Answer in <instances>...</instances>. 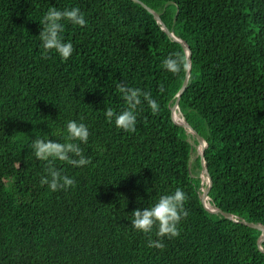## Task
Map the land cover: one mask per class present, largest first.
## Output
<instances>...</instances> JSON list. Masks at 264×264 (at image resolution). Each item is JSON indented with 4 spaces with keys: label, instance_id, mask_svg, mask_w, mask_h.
Returning a JSON list of instances; mask_svg holds the SVG:
<instances>
[{
    "label": "trees",
    "instance_id": "trees-1",
    "mask_svg": "<svg viewBox=\"0 0 264 264\" xmlns=\"http://www.w3.org/2000/svg\"><path fill=\"white\" fill-rule=\"evenodd\" d=\"M140 1L190 46V69L163 67L188 53ZM50 7L87 20L62 21L67 61L42 47ZM188 74L180 112L207 142L209 203L232 219L206 209L199 140L172 117ZM123 81L159 104L142 106L134 133L105 117L125 107ZM81 118L91 163L55 161L76 185L51 191L33 139L64 142ZM178 187L180 235L150 248L156 228L134 229L131 213ZM242 220L264 225V0H0V264H264L263 231Z\"/></svg>",
    "mask_w": 264,
    "mask_h": 264
},
{
    "label": "clouds",
    "instance_id": "clouds-1",
    "mask_svg": "<svg viewBox=\"0 0 264 264\" xmlns=\"http://www.w3.org/2000/svg\"><path fill=\"white\" fill-rule=\"evenodd\" d=\"M68 21L73 25L85 27L87 20L85 14L79 7L65 8L59 10L56 7H50L44 15L42 21L43 26L39 37L42 41L44 53L55 50L59 56L67 61L73 53V44L65 42L62 36L64 32V23ZM163 67L173 74L180 72L182 69L187 70L189 67L187 56L175 53L164 59ZM117 88L125 102V107L120 111L112 108L105 109V117L109 123L115 124L126 132L134 133L136 131V123L138 113L142 106L146 103L153 114L159 112L158 101L155 100L149 91H143L139 87H130L124 81L117 85ZM160 91H164L161 85ZM67 136L64 142L53 141L49 138L44 139L35 137L31 144L34 150V156L38 160L47 162L45 175L40 178L41 185H47L51 191L67 190L75 187L74 178L63 173L61 169L55 166V161L66 162L73 167H82L91 163V158L84 155L81 143H87L90 132L88 126L81 121L69 120L66 125ZM187 194L181 189L176 188L174 192L163 194L158 201L150 207L135 209L132 214L131 226L144 233L149 234L156 228V237L153 240L149 237L147 246L163 250L165 237L172 239L180 235V222L185 219L189 213L185 208Z\"/></svg>",
    "mask_w": 264,
    "mask_h": 264
},
{
    "label": "water",
    "instance_id": "water-1",
    "mask_svg": "<svg viewBox=\"0 0 264 264\" xmlns=\"http://www.w3.org/2000/svg\"><path fill=\"white\" fill-rule=\"evenodd\" d=\"M140 2L144 5L145 8H147L150 12H152V13L155 15V17L157 18V20L162 24L164 30H165L170 36H172L174 39L180 41V42L183 44L185 50H186L187 53H188V63H189V69H190V67H191L190 64H191V61H192V51H191L190 46H189L186 42H184L183 40H181V39H179L178 37L175 36V34H174V33L168 28V26L162 21L160 15H159L156 11H154L151 7H149V6H148L147 4H145L144 2H142V1H140ZM188 81H189V74L187 75V77H186V79H185V81H184V83H183V86H182L180 92L178 93V98H177L175 104H174L173 107H172V117H173V120H174L177 124H179V125H181V126H184L189 132H191V133H193V134L196 135L197 139L199 140V145L205 143V146H204L203 149H200V148L198 147V152H199V154H200V156H201V163H202V177H203V176H208V178H209V182L207 183L208 186H207V188L204 189V192H203V194H202V200H203V203H204L206 209H208V210H209L210 212H212V213H222V214H224L227 218L232 219V218H233V215H232L231 213H229V212H225L224 210H222V209H220V208H214V209H211V208H209V207L206 205V203H205V199L208 198V197H210V196H209V193H210V190H211L212 185H213V179H212V176H211V174H210V172H209V169H208V167H207L206 160H205V149H206V147H207V142H206V140H205V139L203 138V136H202V135H201V134H200V133H199V132H198V131H197V130H196V129L190 124V123H188L186 120H185V122H183V123H179V122H177V121L174 119V111H175L176 108H179V109H180V100H181V96H182V94L184 93V91L186 90V88H187V86H188ZM199 145H198V146H199ZM242 222L245 223V224H248V225H250V226H252V227L258 228V229H260V230L263 231V234H262V237H261V241H260V244H262V242H264V225L261 224V223H254V222H249V221H246V220H242ZM261 248H263L262 245H261Z\"/></svg>",
    "mask_w": 264,
    "mask_h": 264
},
{
    "label": "bare ground",
    "instance_id": "bare-ground-1",
    "mask_svg": "<svg viewBox=\"0 0 264 264\" xmlns=\"http://www.w3.org/2000/svg\"><path fill=\"white\" fill-rule=\"evenodd\" d=\"M176 111H177L179 114H178ZM176 113L180 116L181 119L177 117ZM174 118H175V120H176L177 122H179V123H183V122H185V119H184V117L181 115V112H180V109H179V108H176V109H175V111H174ZM204 146H205V143L200 144V145H199V148H200V149H203ZM204 182H205V183H208V182H209V178H208V176H204ZM208 198H210V197H208ZM206 200H207V198L205 199V203L207 202ZM206 205H207V203H206ZM208 205H209L208 207L211 208V209H214V208H215L213 205L209 204V202H208Z\"/></svg>",
    "mask_w": 264,
    "mask_h": 264
},
{
    "label": "rangeland",
    "instance_id": "rangeland-1",
    "mask_svg": "<svg viewBox=\"0 0 264 264\" xmlns=\"http://www.w3.org/2000/svg\"><path fill=\"white\" fill-rule=\"evenodd\" d=\"M181 114H182V113H181ZM198 147H199V146H198ZM194 158H195V155L193 156V159H194ZM203 181H204V176H203ZM206 184H207V183H206ZM209 199H210V198H209ZM209 199L207 198V200H206V201H207V202H206V203H207V206H209V205H208ZM210 203H211V202H210ZM210 203H209V204H210ZM211 205H212V204H211Z\"/></svg>",
    "mask_w": 264,
    "mask_h": 264
}]
</instances>
